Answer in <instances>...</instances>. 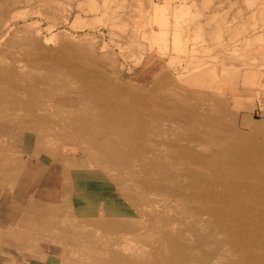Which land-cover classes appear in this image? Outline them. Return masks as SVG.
<instances>
[{
  "label": "bare ground",
  "instance_id": "1",
  "mask_svg": "<svg viewBox=\"0 0 264 264\" xmlns=\"http://www.w3.org/2000/svg\"><path fill=\"white\" fill-rule=\"evenodd\" d=\"M191 2L189 13L196 0ZM179 8L172 13L175 18ZM153 10L166 14L162 6ZM59 12L55 0H0V42L20 50L9 58L12 65L0 63V131L29 126L39 136L54 133L48 139L54 145L74 142L86 156V165L72 168L91 166L87 175L106 176L125 202L134 209L140 206L146 216L144 223L132 210L110 220L101 214L90 232L78 228L82 222L74 218L70 243L93 253L90 264H264V141L238 131L235 121L220 113L218 103L187 96L169 81L154 83L148 91L122 84L115 80L114 61L92 45L58 41L49 47L56 36L46 37L38 24L48 21L50 30ZM250 13L264 15V0ZM146 32L157 38L153 28ZM232 67H215L207 75L237 86L243 95L239 97L253 102L260 94V75ZM60 96L64 98L59 102ZM160 120L177 125L180 138L171 141ZM4 160L0 165L10 166L11 174L25 170L26 177L38 169L31 161L20 170L9 157ZM39 197L60 201L54 191ZM102 209L108 212L106 206ZM79 210L85 214L87 209ZM94 232L106 237L104 245L78 241L93 239ZM14 233L27 240L15 239ZM25 236L21 231L0 234V264H46L49 257L40 251L25 250L27 256L18 258L2 252L10 245L24 250L48 234ZM136 239L147 249L132 248ZM79 263L88 261L77 255L68 264Z\"/></svg>",
  "mask_w": 264,
  "mask_h": 264
},
{
  "label": "rangeland",
  "instance_id": "2",
  "mask_svg": "<svg viewBox=\"0 0 264 264\" xmlns=\"http://www.w3.org/2000/svg\"><path fill=\"white\" fill-rule=\"evenodd\" d=\"M55 1L59 3L60 10L57 25L49 30L48 21L41 20L38 24L43 27L42 32L46 37L56 36L48 42L49 47H56L58 41L92 45L99 54L107 55L110 61H114L113 67L117 73L115 80L122 84L131 89L134 87L148 91L154 83L169 81L187 96L207 98L218 103L220 113L233 119L238 131L255 134L258 141H264V15L253 16L250 13L258 0H196L189 9L191 13L187 5L191 0ZM156 6L166 9V14L156 15L153 10ZM176 7L181 10L178 11L179 18L172 15ZM66 16L69 17L67 22L64 20ZM149 28H153L157 36L155 40L146 32ZM23 34L18 33L17 36L21 38ZM19 51L6 41L0 42V63L12 65L9 58L13 54L18 55ZM5 55V58L2 57ZM231 66L237 70L250 68L260 75V94L253 102L240 98L243 95L237 86L232 87L207 75L215 67L229 69ZM62 98L58 97L57 101L60 102ZM159 123L171 141L180 138L182 130L177 125L163 120ZM1 130L0 161L9 157L22 170L29 158H38L66 170L63 200L31 206L27 208L23 220L8 228H0V234L21 231L26 236L28 233L48 236H44L43 241L33 240V244L25 246L24 250L15 245L4 246L1 250H6V255L15 258L21 254L27 256L25 250L33 245L41 254L49 257L46 264H68L77 255L85 257L90 264L93 253L87 248L79 250L70 243L72 237L69 234L72 232V223H75L74 218L82 222H77L78 228L89 232L94 230V224L100 223L101 214L110 220L114 216H127L132 210L133 217L146 222L141 207L134 209L131 202L127 204L115 183L106 176L100 172L96 176L87 175L85 170H90L91 166L72 168V164L86 165V156L74 142L63 140L54 145L49 143L54 133L45 131L39 136V132L29 126L24 131L8 127ZM29 133L35 134L37 138L34 140ZM46 139L50 140L45 142ZM0 169V175L3 174L5 178L11 176L10 166L5 169L0 165ZM20 173H13V177L17 178ZM12 181L6 180L8 187H13ZM171 202L175 204L176 200ZM104 206L108 212L103 211ZM82 207L88 210L84 211L85 214L78 213ZM89 218L93 223L85 221ZM64 229L67 232L62 233ZM138 230V234L143 237L144 231ZM93 235V239L82 237L78 241L105 244L104 235L95 232ZM14 237L25 241L24 236L15 234ZM131 247L147 249L138 239ZM13 264L21 263L15 260Z\"/></svg>",
  "mask_w": 264,
  "mask_h": 264
},
{
  "label": "crops",
  "instance_id": "3",
  "mask_svg": "<svg viewBox=\"0 0 264 264\" xmlns=\"http://www.w3.org/2000/svg\"><path fill=\"white\" fill-rule=\"evenodd\" d=\"M30 161L38 168L35 170V174L25 177L24 170L17 178L13 177L14 174H11L9 178L0 175V228L2 229L23 220L22 218L27 214V208L34 205L50 204L52 201L47 197L45 199L39 197L42 192H59V200L64 198L66 170L64 171L63 167H57L52 162L38 158H29L25 163V168ZM9 179L14 181L12 188L7 185L6 180ZM28 250L39 251L33 245H30Z\"/></svg>",
  "mask_w": 264,
  "mask_h": 264
}]
</instances>
